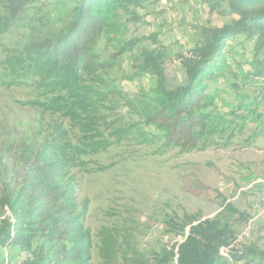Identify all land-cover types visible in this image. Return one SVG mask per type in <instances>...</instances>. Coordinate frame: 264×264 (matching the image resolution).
<instances>
[{
  "label": "rangeland",
  "instance_id": "rangeland-1",
  "mask_svg": "<svg viewBox=\"0 0 264 264\" xmlns=\"http://www.w3.org/2000/svg\"><path fill=\"white\" fill-rule=\"evenodd\" d=\"M6 3L0 0V10L5 15ZM35 5L34 9L46 11L47 19H39L41 13L34 14L30 9L0 33V192L6 173L17 165L23 151L39 148L59 131H65L67 140L75 145L85 136H92L94 141L106 144L105 148L81 156L78 166L71 170L77 212L83 214V224L91 234V264H103V241L112 243L117 251L114 264H122L135 251L150 258L184 240L188 228L183 231L180 227L188 216L212 218L225 202L247 216L243 220L238 213L231 217L238 242H258L264 247V133L251 139L252 124L233 137L227 129L191 151L164 146L161 139L144 142L141 132H161L154 125H144L119 98L109 96L105 88L91 80L86 84L95 93L87 98L94 103L88 119L87 113L80 112L73 118L46 110L42 102L65 96V92H51L39 77L26 76L21 68L13 71L9 61L32 41L59 32L73 6L69 0ZM132 11L122 12L120 22L124 27L119 33L104 35L98 53L100 60H109L122 47L135 43L117 57L116 67L100 74L129 96L140 98L151 94L156 86L155 76L138 68L144 48L161 47L176 53L191 47L199 38L194 27L207 23L222 26L237 18L210 12L201 0L189 4L151 0ZM251 45L247 43L248 52L243 51L247 56ZM242 50L245 49H239ZM241 73V68L234 65L231 72L210 82L211 92L219 90L215 113L230 115V104L240 101L238 94L262 99L259 111L264 112L261 80L244 87ZM174 75L180 79L183 76ZM132 76L135 78L129 79ZM233 85L239 89H233ZM88 120L91 129L84 131L83 124ZM4 251L6 264H16L14 252Z\"/></svg>",
  "mask_w": 264,
  "mask_h": 264
},
{
  "label": "trees",
  "instance_id": "trees-1",
  "mask_svg": "<svg viewBox=\"0 0 264 264\" xmlns=\"http://www.w3.org/2000/svg\"><path fill=\"white\" fill-rule=\"evenodd\" d=\"M41 1L48 0H6L8 13L0 10V33L30 9L41 13L39 19H47L46 11L34 9ZM150 1L69 0L73 7L61 30L27 44L10 59L9 66L13 71L21 68L26 76L39 77L51 92H65V96H53L41 104L46 110L73 118L81 112L87 113L88 119L94 106L87 98L95 92L86 81L102 86L144 125H154L161 132H141L144 142L161 139L164 146L191 151L214 134L230 129L233 137L248 124L254 126L251 139L262 136V99L238 94L240 101L230 104V115H220L214 111L219 90L211 92L209 86L236 65L242 70L244 87L261 80L264 88V0H201L210 12L237 18L222 26L207 23L194 27L199 38L176 53L161 47L144 48L138 68L153 74L156 86L149 95L131 97L104 80L100 72L116 67L117 57L135 43L122 47L109 60H100L98 45L104 35L121 32L122 12L130 14L132 8H142ZM178 1L189 4L193 0ZM250 42L247 56L243 51L248 52L245 46ZM240 48L245 50L240 52ZM177 73H182L181 79L174 75ZM232 88L239 89L238 85ZM83 126L84 131L90 130V121ZM82 140L75 145L67 140L65 131H59L39 148L23 151L17 165L6 173L0 192V264H6L5 249L14 252L16 264H91V234L83 224V214L77 212L71 170L78 166L81 156L106 144L92 136ZM236 213L242 220L247 218L227 202L212 218L188 216L180 227L183 231L188 228L183 241L150 258L135 251L122 264H264V247L258 242H238L231 218ZM100 254L103 264H114L117 258V251L107 241H103Z\"/></svg>",
  "mask_w": 264,
  "mask_h": 264
},
{
  "label": "bare ground",
  "instance_id": "bare-ground-1",
  "mask_svg": "<svg viewBox=\"0 0 264 264\" xmlns=\"http://www.w3.org/2000/svg\"><path fill=\"white\" fill-rule=\"evenodd\" d=\"M191 2V1H190Z\"/></svg>",
  "mask_w": 264,
  "mask_h": 264
}]
</instances>
